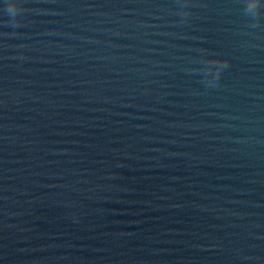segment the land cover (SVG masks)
Returning a JSON list of instances; mask_svg holds the SVG:
<instances>
[{"label": "water", "instance_id": "1", "mask_svg": "<svg viewBox=\"0 0 264 264\" xmlns=\"http://www.w3.org/2000/svg\"><path fill=\"white\" fill-rule=\"evenodd\" d=\"M0 264H264V0H0Z\"/></svg>", "mask_w": 264, "mask_h": 264}, {"label": "clouds", "instance_id": "2", "mask_svg": "<svg viewBox=\"0 0 264 264\" xmlns=\"http://www.w3.org/2000/svg\"><path fill=\"white\" fill-rule=\"evenodd\" d=\"M10 15L11 16H15V12H10Z\"/></svg>", "mask_w": 264, "mask_h": 264}]
</instances>
